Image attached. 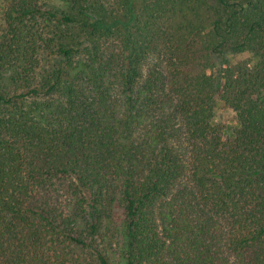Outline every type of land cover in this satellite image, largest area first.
I'll return each mask as SVG.
<instances>
[{
  "label": "trees",
  "instance_id": "16d2710c",
  "mask_svg": "<svg viewBox=\"0 0 264 264\" xmlns=\"http://www.w3.org/2000/svg\"><path fill=\"white\" fill-rule=\"evenodd\" d=\"M0 264H264V0H1Z\"/></svg>",
  "mask_w": 264,
  "mask_h": 264
},
{
  "label": "rangeland",
  "instance_id": "374dc122",
  "mask_svg": "<svg viewBox=\"0 0 264 264\" xmlns=\"http://www.w3.org/2000/svg\"><path fill=\"white\" fill-rule=\"evenodd\" d=\"M55 6L61 5V0H49ZM1 3V0H0ZM234 112L230 109L225 108L220 101H217L215 108V119L218 123H226L227 125L234 122Z\"/></svg>",
  "mask_w": 264,
  "mask_h": 264
}]
</instances>
